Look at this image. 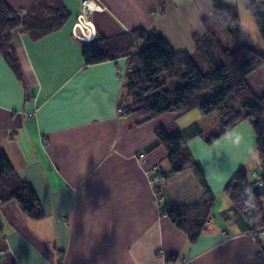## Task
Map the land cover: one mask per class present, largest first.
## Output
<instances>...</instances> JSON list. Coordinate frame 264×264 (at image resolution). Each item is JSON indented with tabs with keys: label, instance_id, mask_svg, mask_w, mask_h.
Returning a JSON list of instances; mask_svg holds the SVG:
<instances>
[{
	"label": "crops",
	"instance_id": "obj_1",
	"mask_svg": "<svg viewBox=\"0 0 264 264\" xmlns=\"http://www.w3.org/2000/svg\"><path fill=\"white\" fill-rule=\"evenodd\" d=\"M6 2L21 15L36 7L35 0ZM97 2L105 7L92 14L99 38L144 30L194 54L214 0ZM61 3L69 18L60 29L39 39L21 29L11 34L19 74L0 54V157L33 189L43 212L35 220L16 201L0 202V264H264V232L254 233L224 192L240 168L255 162L252 173L260 172L251 126L242 123L212 144L200 136L188 142L216 198L192 240L163 205L194 206L205 191L190 168L170 174L156 131L214 125L199 111L139 126L135 114L119 115L128 59L87 65L72 36L82 0ZM155 167L166 180H156Z\"/></svg>",
	"mask_w": 264,
	"mask_h": 264
},
{
	"label": "trees",
	"instance_id": "obj_2",
	"mask_svg": "<svg viewBox=\"0 0 264 264\" xmlns=\"http://www.w3.org/2000/svg\"><path fill=\"white\" fill-rule=\"evenodd\" d=\"M226 1L214 0L211 15L205 18L207 34L194 38V54L177 52L163 36L144 30L112 38L97 35L89 43L76 39L82 43L87 65L128 59L120 96L124 112L119 115L135 114L139 120L136 126L172 112L181 115L194 111L204 115L214 111L219 113V122L209 129H203L196 122L173 134L164 128L156 131L157 145L166 149L172 167L170 174L176 175L190 168L205 191L202 201L194 206L163 205V213L180 229L189 232L194 241L205 229L216 198L194 162L188 142L200 136L209 144L215 143L242 123L249 124L255 133L260 165V172L255 176L261 177L263 186L255 188L256 181L251 182L248 170L242 167L224 192L251 230L256 234L264 232V94L258 96L248 82L250 76L264 67V52L247 45L236 50L222 46L210 28L211 19L233 40H237L241 32L240 15L236 9H225ZM35 4L33 12L21 15L6 0H0V54L17 74L19 65L11 40L13 31L21 29L39 39L60 29L69 18L61 0H35ZM249 8L264 43V0H249ZM196 60L208 73L202 71ZM173 79L182 81L183 85L169 88V81ZM159 170L162 179L166 180L168 175ZM12 201L20 205L27 217L35 220L43 217L33 189L17 178L7 158L1 156L0 202Z\"/></svg>",
	"mask_w": 264,
	"mask_h": 264
},
{
	"label": "rangeland",
	"instance_id": "obj_3",
	"mask_svg": "<svg viewBox=\"0 0 264 264\" xmlns=\"http://www.w3.org/2000/svg\"><path fill=\"white\" fill-rule=\"evenodd\" d=\"M83 1L84 0H82V3ZM224 7L225 9H236L238 11L241 19V32L239 38L237 40H233L227 35V33L222 27L218 26L217 22L214 19H211L210 28L218 36V39L221 42L222 46L230 50H236L241 45H247L258 52H264V43L261 34L258 30V27L255 23V20L252 16V13L250 11L249 0H228L224 3ZM196 62L201 67L204 73H208V70L199 62V60L198 61L196 60ZM248 82L252 86L255 93L258 96H262L264 94V67L261 70H259V72L250 76L248 78ZM182 85H183L182 81L178 79H173L169 81L168 87L174 89ZM207 116H209L207 117L209 118V120L207 121V125L210 124L215 126L219 122L220 116L219 113H217L216 111L208 114ZM254 163L251 162L246 168L249 172V178L251 182H255L258 179L262 180L260 176H255V174L252 173L257 168L254 167ZM258 235L260 236V239L263 241L261 243L264 246V233Z\"/></svg>",
	"mask_w": 264,
	"mask_h": 264
},
{
	"label": "built area",
	"instance_id": "obj_4",
	"mask_svg": "<svg viewBox=\"0 0 264 264\" xmlns=\"http://www.w3.org/2000/svg\"><path fill=\"white\" fill-rule=\"evenodd\" d=\"M97 0H84L82 3V8L80 14L77 17V20L73 26V37L83 42H91L97 38V32L92 23V14L96 11H103L105 7L96 2ZM117 111L119 114H123L124 107L118 104ZM144 157L143 155L140 156ZM151 173L155 176L156 180L163 178L158 167H155ZM259 186L263 185V182L260 180L258 182Z\"/></svg>",
	"mask_w": 264,
	"mask_h": 264
},
{
	"label": "bare ground",
	"instance_id": "obj_5",
	"mask_svg": "<svg viewBox=\"0 0 264 264\" xmlns=\"http://www.w3.org/2000/svg\"><path fill=\"white\" fill-rule=\"evenodd\" d=\"M259 181H260L259 179L256 181V184L254 185L255 188H257V186H258V187H261V186L258 185V182H259ZM261 181H262V180H261ZM262 182H263V181H262ZM262 186H263V185H262ZM257 190H258V189H256V192H255V193H257ZM258 233H261V232H258Z\"/></svg>",
	"mask_w": 264,
	"mask_h": 264
}]
</instances>
